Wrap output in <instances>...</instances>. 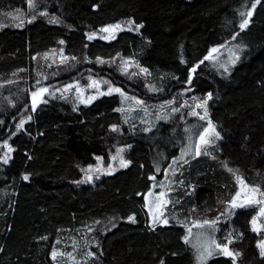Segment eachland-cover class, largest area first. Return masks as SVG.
Returning <instances> with one entry per match:
<instances>
[{"label": "trees", "instance_id": "16d2710c", "mask_svg": "<svg viewBox=\"0 0 264 264\" xmlns=\"http://www.w3.org/2000/svg\"><path fill=\"white\" fill-rule=\"evenodd\" d=\"M32 3L0 0V264H62L52 257L55 249L71 254L73 264H196L184 240L188 220H216L237 176L264 193V0ZM129 21L135 29L110 41L87 38ZM233 45V61L217 63L218 52ZM125 59L146 69L145 76L119 71L115 62ZM84 76L145 105L207 100L208 121L178 107L164 119L134 124L117 94L87 104L46 97L29 109L32 91ZM209 121L218 138L197 155ZM5 141L13 149L7 164ZM122 147L127 167L82 181L98 157L106 163ZM175 161L167 219L150 224L145 195ZM256 214L248 206L218 218L214 240L239 255H215L204 264H264Z\"/></svg>", "mask_w": 264, "mask_h": 264}, {"label": "rangeland", "instance_id": "374dc122", "mask_svg": "<svg viewBox=\"0 0 264 264\" xmlns=\"http://www.w3.org/2000/svg\"><path fill=\"white\" fill-rule=\"evenodd\" d=\"M115 25H119L120 28L118 30H115L111 34L101 31L102 28H109L110 26H115ZM115 25L105 26V27L98 29L97 31L89 33V34H87V38L90 35L95 34L93 39H99L102 41H110V40H112V38L104 39L102 37H110L111 35H114L116 37V35L121 31L134 30L135 29V28H133V26L130 25L129 22L121 23V24H115ZM93 39H91V40H93ZM236 51H237V45L236 46L233 45L230 48L224 49L223 51H219L216 58H215V61L217 63H221L222 65L230 64L236 55ZM53 56L54 55L51 54L49 57H53ZM55 59L61 61L63 59V54L62 53L57 54ZM125 62H127V65H125ZM115 65L117 66V68L121 72H125L124 68H125V66H127V71H126L127 74H129V73L134 74L135 73V75L137 74V76L138 75H144L145 76V73L140 71L141 68L136 66L131 60L125 59L123 62H117V63L115 62ZM84 77L81 81H73L67 85H63L64 83L58 81L57 83L55 82L53 84L48 85L47 87H41L35 91H32L28 97L29 109L31 111H33V93L39 92L40 89H47V92H45L39 98V102L37 103L36 107L40 103H42L46 97H53V98H59V97L69 98V97H71L72 100H74V101L77 100V101L81 102L83 100V101H85L83 103L87 104L88 102H86V101L88 100L89 97H95V99H96L97 97H101L103 95H110V94H103V95L101 94V93H107L109 88L118 89L114 86H111L108 82L105 83V80H103L102 78L91 77V76L85 77V78ZM93 81H95L97 83L98 87H95V86L90 87V85L92 84ZM111 94H117V96H119L121 103L124 104L123 109L127 108V107H125V105H127L129 107V109H127V111L129 112L127 114V117H128V120L134 124L143 123V124L147 125L151 121H157L160 119H164L169 111L172 110V112H176L178 110V107H183V108L187 109L189 115H192L193 111H195L197 113L196 115H192V116L201 117V116L205 115V108L197 107L198 104H201L203 101H205L203 99H196V100L185 99V100H182L181 102L178 101L177 99H165V100L161 101L163 104L159 103V104H154V105H148L146 103L147 105H145V102H141V100L139 98H137V96H132V95L126 94V93L122 92L121 90L119 92L113 91ZM93 100L94 99H92L91 101H93ZM206 119H207V115L205 117V120ZM206 121H208V120H206ZM206 124H207V126H206V128H207L208 123H206ZM208 139L211 141L209 144L201 145V147L203 148V151H205V152H208V150L214 146L216 135H211L208 137ZM197 144L198 145L200 144V138L197 139ZM122 149H125V147H122L119 150L120 156L123 157V155L121 154V152H123ZM189 151H190V149H189ZM189 151L185 150L181 154L179 159L184 160L188 156ZM112 157L113 156L109 157V159L106 163L102 159H99V161L97 160L98 162L96 161L97 164L95 166H93L92 168H89L88 170L85 171V173L82 176V181L83 182L84 181L92 182L96 177H98L100 175L111 174V173L117 171L118 169L124 168V167L120 166L119 159L113 160ZM177 164H178V162L173 163L171 165L172 167L165 171L166 177H165V179H163V181L157 183V185H156L157 189L153 190V188H152V190H150L145 195V197L147 196V200H145L144 208L146 210V216H147L148 222L150 224H154V223L159 222L164 217V215H165V218L167 219L168 212H166V205L167 206L170 205V193L172 192L171 190L174 188V184H175V181L172 178L174 176L173 175V171H174L173 167ZM97 169H99V170H97ZM89 177H91L90 181L88 179ZM248 189H251V188L248 187ZM237 192H241V196H240V198H238L237 203L244 204L245 205L244 207L251 206V207L257 208L256 227H257V229H259V228L264 229V216L258 215L259 209L261 207H264V203L251 204V205H248L245 203L246 197H248V196H251V197H253L257 200H261V201H264V199L262 198V196L258 192L251 193L247 189H243V186L237 181V178H236V190L233 191L232 196L229 199H227L226 202L223 203V207H222L223 210L217 209L216 212L213 214V216H215L216 220L218 221L217 218H222V216H226V215L229 216L231 211H235L237 209L244 208V207H239V208L233 209L231 207L230 202L232 201L233 197L236 195ZM149 193H151V194L149 195ZM161 193H163V196H161ZM172 205H173V203H172ZM173 208H175V204L173 205ZM171 210H172V208H171ZM157 216H159L158 220L155 219V217H157ZM196 220L197 219H194V218L188 220L192 223V225L186 229V233H185V236H188V238H189V242H187V243L190 245V247L194 250V252L196 254L195 263L196 264H204V263H206V261L209 258H211L212 256H215V255L227 256L223 252H221L220 249H218L215 244L211 243V241L214 240L213 234L215 232V226L209 227L208 225L203 224V222L205 220H202L201 223L195 222ZM198 223L202 224L203 227H196V224H198ZM252 226H253V223H252ZM188 229H191V234H189ZM205 247H207L209 249V251H211L213 254L211 256H208L205 260L200 261V260H198V256L200 255L201 252H203ZM54 251L59 253L55 257L56 261L60 260V262L62 264H73L75 262V259L71 256V254L70 255L67 254L66 252L63 251V249H55ZM205 255H207V254L205 253Z\"/></svg>", "mask_w": 264, "mask_h": 264}, {"label": "snow or ice", "instance_id": "6c2138e0", "mask_svg": "<svg viewBox=\"0 0 264 264\" xmlns=\"http://www.w3.org/2000/svg\"><path fill=\"white\" fill-rule=\"evenodd\" d=\"M29 3H30V6H32V7L35 6V5L32 3V0H29ZM255 6H256L255 4L252 5L253 8H255ZM241 15L243 16L244 14L241 13ZM251 15H252V13H251V11H249V12L247 13V16L250 18ZM51 22L54 23L55 20H53V21H51ZM129 23H132V22L129 21ZM248 24H249V19H248V18H245V19L242 21V23L240 24V28L243 30L244 28L247 27ZM139 27H141V26H137V30L139 29ZM119 28H120L119 25H115V26H110L109 28H102L101 31H102V32H106V33H110V34H111V33H113L115 30H118ZM94 36H95V34L90 35L88 38L91 40V39L94 38ZM102 38H104V39H107V38H112V39H114L115 36H114V35H111L110 37H102ZM61 43H63V42L61 41ZM216 51H218V49H216V48L211 49L210 52H209V54H208V56L205 57V60L211 59V58H212V54H213L214 52H216ZM125 65H127V62H125ZM124 71H125V72L127 71V66H125ZM140 71H141V72H146L147 70L141 68ZM192 71L194 72L195 69H192ZM133 75H135V73H134ZM190 81H191V75L189 76V82H190ZM105 83H107V81H105ZM93 86L98 87V85H97V83H96L95 81H93L92 84L90 85V87H93ZM113 91L119 92L120 89H112V88H109V90H108L107 93H101V94H102V95H103V94H111ZM45 92H47V89H40L39 92H34V93H33V110H35L36 105H37V103L39 102V98H40ZM210 98H211V94H209V99H210ZM92 99H95V97H89L88 100H87L86 102L90 103ZM81 102L83 103V102H85V101L82 100ZM206 104H207V100H205V101H203L201 104H198V105H197V107L205 108V115L200 117V119H202V120L205 119V117H206V115H207ZM196 114H197V113H196L195 111L192 112V115H196ZM22 126H23L22 124H21V125H18V128H20V127H22ZM114 130H115V129H114ZM211 135H216L217 138H218V133H216L215 128L213 127L211 121H209V122H208V127L205 128L204 131H203V133L200 134V145L197 146V150H196V154H197V155L200 154V146H201V145H206V144H209V143L211 142V141L208 139V137L211 136ZM3 147L7 148V153H5V156H4V158H3V162H4L5 164H7L8 161H9V159H10L9 153H11V152L13 151V149H12L11 147H9L7 141L4 142ZM97 159H98V161H99L100 158L98 157ZM112 159H113V160H117V159H119V163H120V166H121V167H127V166H128V163H129V162L126 161V160H124L123 157L120 156L119 151H118V153H117L116 156H113V157H112ZM97 170H99V169H97ZM158 170H159V169H158ZM28 178H29L28 176H24V177H23L24 180H28ZM88 179H89V181H90V180H91V177H89ZM152 179H154V177H152ZM237 181L243 186V189H247V190L250 191L251 193H256V192L259 191V189H257V188H251V189H248V186L244 183V181H243L239 176H237ZM150 194H151V193H149V195H150ZM261 195L264 196V193H261ZM161 196H163V193H161ZM240 196H241V192H237L236 195L233 197L232 201L230 202L231 207H232L233 209H235V208H239V207H244V206H245L244 204H239V203H237V200H238V198H240ZM145 200H147V196L145 197ZM165 203H166V202H165ZM245 203L248 204V205H251V204H261V203H264V201L257 200V199H255V198H253V197H251V196H248V197H246ZM258 215L264 216V207H261V208L259 209V213H258ZM128 219H129L131 222H133V223L135 222L134 217H129ZM155 219L158 220V219H159V216L155 217ZM217 219H218V218H217ZM256 219H257L256 217H253V220H252V223H253V230H254V231H257V230H258L257 227H256ZM164 223H167V220H165ZM216 223H217V220H211V221H210V220H205V221L203 222V224H206V225H208L209 227H213ZM196 227H203V225L198 223V224H196ZM188 232H189V234H191V229H188ZM184 239H185V242H186V243L189 242V238H188V236H185ZM211 243H212V244H215L216 247H217L218 249H220V251L223 252V253H224L225 255H227V256L239 255L238 253L233 254L232 252H230V251L228 250V245H227V244H225V245L222 246V245H220V244H217L215 240L211 241ZM229 243H231V241H229ZM258 246H259L260 249H261V252H260L261 256H264V241H262V242L260 243V245H258ZM205 253H206L207 255H205ZM58 254H59V253H57V252L54 251V252L52 253V257H53V259H55V257H56ZM212 254H213V253H212L211 251H209V249H208L207 247H205L204 250H203V252H201L200 255L198 256V260L203 261V260H205L208 256H211Z\"/></svg>", "mask_w": 264, "mask_h": 264}]
</instances>
